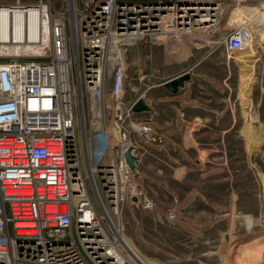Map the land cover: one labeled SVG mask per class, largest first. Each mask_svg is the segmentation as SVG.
I'll list each match as a JSON object with an SVG mask.
<instances>
[{"label":"built area","instance_id":"1","mask_svg":"<svg viewBox=\"0 0 264 264\" xmlns=\"http://www.w3.org/2000/svg\"><path fill=\"white\" fill-rule=\"evenodd\" d=\"M262 1L0 0V264H146L119 240L130 206L156 208L125 153L140 168L143 142L167 136L136 119L129 52L218 32L225 9Z\"/></svg>","mask_w":264,"mask_h":264},{"label":"crops","instance_id":"2","mask_svg":"<svg viewBox=\"0 0 264 264\" xmlns=\"http://www.w3.org/2000/svg\"><path fill=\"white\" fill-rule=\"evenodd\" d=\"M235 11L233 15L247 17ZM250 20L264 24V14H251ZM183 38L173 45L146 40L128 55L129 86L135 93L130 100L142 96L151 107L150 112L136 114V119L151 122L167 136L163 145L142 144L145 155L138 182L156 208L130 206L128 219L137 224L138 218L147 224L162 223L174 215L180 225L192 228L207 225L211 229L221 223L230 230L245 228L248 217L256 218L264 208V156H252L247 147V137L254 147L262 142L264 131L257 125L255 110L250 111L252 79L248 76L254 75L258 54L247 46L240 51V66L233 57L239 52H229L222 42L195 45ZM260 40L264 44V38ZM185 73L190 80L177 93L165 88V82ZM237 77L242 81L239 99L244 122L234 94ZM255 91L262 99L264 88ZM261 105L260 101L257 106ZM253 151L258 152L256 146ZM144 238L154 253L157 249Z\"/></svg>","mask_w":264,"mask_h":264},{"label":"rangeland","instance_id":"3","mask_svg":"<svg viewBox=\"0 0 264 264\" xmlns=\"http://www.w3.org/2000/svg\"><path fill=\"white\" fill-rule=\"evenodd\" d=\"M256 8L264 7V1L258 3ZM246 8L244 6H235L225 9L223 20L221 22V28L218 32L205 35L202 32L196 33L194 36H184L183 40H187L191 44H203V42H223L224 38L229 34V31L239 25L245 23L246 17L243 15H233V11L237 8ZM254 7V8H255ZM233 15V16H232ZM253 28V42L248 46L252 51H255L258 55L256 58V64L252 76H248L252 79V104L257 116V125L260 124L264 129V96L260 97V92H256V89L264 88V44L258 39L257 28H260L264 36V24L252 23ZM169 44H175L176 41H166ZM168 44V45H169ZM172 44V45H173ZM238 53V52H236ZM233 54L235 61L241 66L242 59L241 54ZM240 68V72H241ZM244 73L242 72V78L244 79ZM247 78V77H246ZM234 81V94L238 97L237 105L240 110V116L242 122L245 121L244 112L242 109L243 102L239 99L240 84L238 81ZM130 83L127 85V97L128 99L134 98V92L131 90ZM256 92V93H255ZM257 94L258 98L255 97ZM261 101V107L257 104ZM248 152L252 156L262 155L264 156V131L262 133V142L256 146L258 152H254L255 146L249 144ZM264 158V157H263ZM195 183L198 180L195 179ZM199 195L196 194V197ZM206 197V195H204ZM154 201V200H153ZM140 224L128 219V214L124 218L125 222V234L133 241V243L144 255L147 264H257L256 258L248 257L247 252L251 254L261 253L262 257L260 263L264 264V208L262 213L256 218L248 217L245 228L234 226L230 230V227L224 223L214 226V228L207 225H195L194 230L192 226H182L177 222V219L172 215L167 221L162 223H146V219L138 218ZM145 222V223H144ZM144 239L149 241L153 247L157 250L149 251L151 248L146 245ZM241 246V247H240ZM155 250V249H153Z\"/></svg>","mask_w":264,"mask_h":264},{"label":"water","instance_id":"4","mask_svg":"<svg viewBox=\"0 0 264 264\" xmlns=\"http://www.w3.org/2000/svg\"><path fill=\"white\" fill-rule=\"evenodd\" d=\"M190 80V75L188 73L182 74L179 77L167 81L164 83V86L167 90H169L171 93H177L180 88L184 87L185 83ZM133 111L136 114H141L145 112H150L151 107L146 103V100L144 97H140L136 103L133 106ZM135 147H130L127 152L125 153L126 161L129 165V167L134 171L136 177L140 176V168L138 166V160L135 156ZM132 203H137V198H132Z\"/></svg>","mask_w":264,"mask_h":264},{"label":"bare ground","instance_id":"5","mask_svg":"<svg viewBox=\"0 0 264 264\" xmlns=\"http://www.w3.org/2000/svg\"><path fill=\"white\" fill-rule=\"evenodd\" d=\"M260 8V7H259ZM259 8H254L255 9V11H254V9H251V8H237V9H235L236 11H235V14H244V15H246L247 17H246V20H245V23L246 24H248L250 27V40H249V42H248V45L247 46H250L251 45V43L253 42V28H252V23H253V21H251L250 20V17H251V14H253V15H262V14H264V10H262V9H259ZM234 12V11H233ZM233 16V15H232ZM249 16V17H248ZM264 38V36L262 35V33H260L259 35H258V39L260 40V39H263ZM250 111L251 112H254V108L252 107V108H250ZM123 232V231H122ZM124 233V232H123ZM123 233H121L120 234V236H119V240L121 241V243L123 244V246L129 251V252H131L132 254H135L136 255V261H138V259H140L141 261H143V262H145L146 264H147V262L141 257V254H140V252L137 250V248L134 246V244H133V242L126 236V234H123ZM241 247V246H240ZM248 254H246L247 255V258L249 257L250 259H251V257H253L254 256V258H256V260H258V263L257 264H261L260 262V259H261V257H262V254L261 253H256V254H251L250 252H247ZM139 264V263H138Z\"/></svg>","mask_w":264,"mask_h":264}]
</instances>
